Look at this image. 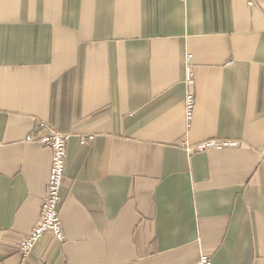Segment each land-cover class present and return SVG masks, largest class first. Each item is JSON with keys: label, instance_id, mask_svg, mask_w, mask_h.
Masks as SVG:
<instances>
[{"label": "crops", "instance_id": "crops-1", "mask_svg": "<svg viewBox=\"0 0 264 264\" xmlns=\"http://www.w3.org/2000/svg\"><path fill=\"white\" fill-rule=\"evenodd\" d=\"M40 123L72 134L66 238L23 257L52 165ZM209 140L236 145L186 150ZM202 255L264 264V0H0V264Z\"/></svg>", "mask_w": 264, "mask_h": 264}, {"label": "built area", "instance_id": "built-area-1", "mask_svg": "<svg viewBox=\"0 0 264 264\" xmlns=\"http://www.w3.org/2000/svg\"><path fill=\"white\" fill-rule=\"evenodd\" d=\"M187 63V83L190 84L193 80L192 72V56L188 55ZM186 113L188 120H191L194 115L196 98L193 91H188L185 99ZM39 126L45 131L40 136L29 134V141L42 143L52 149V165L48 182V193L45 196L42 204V214L40 222L24 237L21 242L20 251L23 257H27L34 249L38 241L44 236L50 234L55 240L60 243L65 241L66 235L61 219V187L64 182L66 160L68 146L72 134L51 128L46 123H40ZM93 140V136H82L81 143L89 144ZM236 142H224L217 140H209L202 142L196 146L187 144L186 150L189 154L194 151H204L212 147L233 146ZM195 264H215L210 256L202 255Z\"/></svg>", "mask_w": 264, "mask_h": 264}]
</instances>
